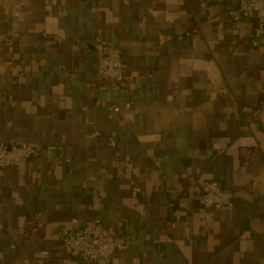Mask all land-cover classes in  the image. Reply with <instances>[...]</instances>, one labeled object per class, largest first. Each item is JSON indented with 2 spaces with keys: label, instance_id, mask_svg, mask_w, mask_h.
Here are the masks:
<instances>
[{
  "label": "crops",
  "instance_id": "1",
  "mask_svg": "<svg viewBox=\"0 0 264 264\" xmlns=\"http://www.w3.org/2000/svg\"><path fill=\"white\" fill-rule=\"evenodd\" d=\"M235 5L0 0V141L46 150L0 168V264H264V36ZM98 36L120 83L97 77ZM200 180L233 206L206 212ZM93 218L122 247L66 258L60 229Z\"/></svg>",
  "mask_w": 264,
  "mask_h": 264
},
{
  "label": "built area",
  "instance_id": "2",
  "mask_svg": "<svg viewBox=\"0 0 264 264\" xmlns=\"http://www.w3.org/2000/svg\"><path fill=\"white\" fill-rule=\"evenodd\" d=\"M230 13L234 20L248 19L253 22L249 44L252 47L259 46L264 36V0H236V5ZM185 35L189 36L190 31H186L179 38ZM92 48L96 56L98 79L110 80L114 84L122 82L124 65L120 48L100 36L92 40ZM130 105V102H125L122 107L128 109ZM120 108L119 105L111 106L109 117ZM262 125L264 126V123ZM108 144L113 147L116 142L111 140ZM45 155L46 150L39 143L19 140L0 141V168L29 158H42ZM196 193L199 203L206 212L212 213L223 207L233 206L232 191L216 180L198 181ZM34 216L37 226H41V212H36ZM117 235V231L105 226L100 218H93L88 224L77 228L62 227L60 229L64 256L83 262L108 261L111 255L122 247Z\"/></svg>",
  "mask_w": 264,
  "mask_h": 264
}]
</instances>
